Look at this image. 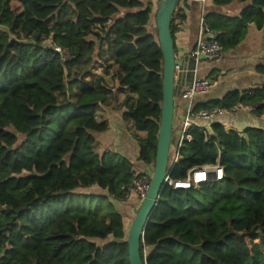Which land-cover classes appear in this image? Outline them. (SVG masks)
I'll list each match as a JSON object with an SVG mask.
<instances>
[{
  "label": "trees",
  "instance_id": "16d2710c",
  "mask_svg": "<svg viewBox=\"0 0 264 264\" xmlns=\"http://www.w3.org/2000/svg\"><path fill=\"white\" fill-rule=\"evenodd\" d=\"M235 1L243 4L237 16L203 17L223 53L250 25L264 27V0L212 3ZM150 15L139 0H0V264H130L124 221L111 200L126 201L120 188L136 174L123 155L96 151L94 136L108 126L95 114L99 105L120 103L137 162L153 172L163 58ZM256 70L264 74V66ZM238 104L264 115V85L194 111ZM187 134L177 163L169 162L170 178L184 181L218 162L224 177L190 190L166 186L146 225L141 259L264 264V130L241 136L214 124L211 133ZM91 187L106 196L81 193Z\"/></svg>",
  "mask_w": 264,
  "mask_h": 264
},
{
  "label": "crops",
  "instance_id": "0c3cea01",
  "mask_svg": "<svg viewBox=\"0 0 264 264\" xmlns=\"http://www.w3.org/2000/svg\"><path fill=\"white\" fill-rule=\"evenodd\" d=\"M145 6L151 7L149 28L153 35L157 36L155 24L158 10V0H139ZM243 4L235 1L228 6L216 7L212 0H205L204 4H199L191 0H181L176 5L174 13V57L175 62L182 67V72L175 76V86L177 96L175 98L174 117H173V141L176 145L182 122L186 113L188 103L181 100L180 94L186 86L193 80H206L216 83L209 91L202 96L193 99L192 106L207 104L221 100L227 93L237 91L243 93L264 85V74L257 72L256 68L264 66V27L257 31L253 25L248 28V33L243 41L234 49L223 53L218 60H200L196 64L188 58V53L193 49L197 42L201 21L205 14H217L227 17H235L239 14ZM182 17V18H181ZM207 39H214L212 33L206 35ZM195 70V72H194ZM123 99H121V102ZM201 110V109H199ZM124 109L120 103L99 105L95 117L98 123H105L108 130L105 133L95 135L96 151L102 153L105 150L118 153L126 157L134 166L135 174L152 175V168L137 162L138 146L131 132L128 130L123 115ZM225 115L216 120L217 124L222 125L226 131H234L241 136L247 128L264 130V115L257 116L255 113H237L233 116ZM222 118V119H221ZM208 133H211V125H205ZM174 145V151H175ZM98 147L99 150L97 149ZM175 152H173L169 162H172ZM90 189H98L91 187ZM98 195L106 196L105 191L99 190ZM117 202L124 211L126 218L125 224L130 226L135 214L140 206V202L134 198L126 201ZM113 204V203H112ZM132 224V223H131ZM129 231V230H128ZM127 233V230L125 231Z\"/></svg>",
  "mask_w": 264,
  "mask_h": 264
},
{
  "label": "built area",
  "instance_id": "2783aa9c",
  "mask_svg": "<svg viewBox=\"0 0 264 264\" xmlns=\"http://www.w3.org/2000/svg\"><path fill=\"white\" fill-rule=\"evenodd\" d=\"M199 4H204L205 0H191ZM209 33L205 27L203 21H201V28L197 38V42L193 49L188 53V58L195 64L200 60H218L222 57L223 51L217 42L211 38L207 39L206 35ZM55 52L58 53L64 61L68 60V54L61 48L56 47ZM182 67L175 63L174 72L175 76L181 73ZM195 72V70H194ZM216 83H211L206 80H193L188 86L184 88L180 94V98L188 103L186 113L182 122V128L180 132L179 139L175 145V154L171 162V166H174L179 159V151L183 147V143L190 142L191 138L188 136L187 132L190 128H197L200 130H205V125L217 124L216 120L219 117L237 114V113H254L255 106L251 104H238L230 109H202L194 111L192 106V101L198 96L205 95L212 86ZM207 132V131H206ZM170 170V169H169ZM169 170L163 181L164 188L170 187L174 190H190L192 188H197L199 185L206 184L209 182H219L224 177L223 168L218 162L215 165H206L199 168L191 170L187 178L184 181H174L169 176ZM151 182V175L141 174L134 175L128 185L122 186L120 191L124 194L126 199L134 197L140 203L145 199Z\"/></svg>",
  "mask_w": 264,
  "mask_h": 264
},
{
  "label": "water",
  "instance_id": "95a60500",
  "mask_svg": "<svg viewBox=\"0 0 264 264\" xmlns=\"http://www.w3.org/2000/svg\"><path fill=\"white\" fill-rule=\"evenodd\" d=\"M181 0H158L155 24L157 41L163 58L162 104L154 169L148 193L135 214L127 234L130 264H145L141 259L140 245L146 225L164 190L163 181L169 169L170 145L173 138V117L177 87L175 86L174 41L171 35V19L176 5Z\"/></svg>",
  "mask_w": 264,
  "mask_h": 264
},
{
  "label": "rangeland",
  "instance_id": "374dc122",
  "mask_svg": "<svg viewBox=\"0 0 264 264\" xmlns=\"http://www.w3.org/2000/svg\"><path fill=\"white\" fill-rule=\"evenodd\" d=\"M96 73H99V74H102V75H104L103 74V72L100 70V69H98V68H95V70H94ZM105 76V78H106V80H107V82L109 83V84H111L112 82H111V80H110V76H106V75H104ZM235 115V114H234ZM231 116H233V114H231ZM230 116V117H231ZM222 119V118H221ZM174 131V130H173ZM174 141H173V138H172V141H171V145H170V158L172 157V155H173V152H174ZM99 148L100 147H98L97 149L99 150ZM100 189H83V190H81V193L82 194H95V195H97V194H99V191ZM113 203V205H114V207H115V209L123 216L124 215V211L120 208V205L117 203V202H112ZM123 218L125 219L126 218V216H123ZM131 221H130V226L128 225H126L125 224V231L127 230V234H128V230L130 229V227H131Z\"/></svg>",
  "mask_w": 264,
  "mask_h": 264
}]
</instances>
